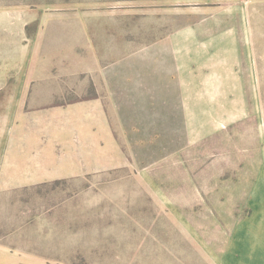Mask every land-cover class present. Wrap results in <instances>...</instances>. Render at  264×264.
Segmentation results:
<instances>
[{"label": "rangeland", "instance_id": "374dc122", "mask_svg": "<svg viewBox=\"0 0 264 264\" xmlns=\"http://www.w3.org/2000/svg\"><path fill=\"white\" fill-rule=\"evenodd\" d=\"M263 214L264 0H0V264H241Z\"/></svg>", "mask_w": 264, "mask_h": 264}, {"label": "crops", "instance_id": "0c3cea01", "mask_svg": "<svg viewBox=\"0 0 264 264\" xmlns=\"http://www.w3.org/2000/svg\"><path fill=\"white\" fill-rule=\"evenodd\" d=\"M240 243L245 248V252L240 258L241 264H264V228L242 230Z\"/></svg>", "mask_w": 264, "mask_h": 264}]
</instances>
